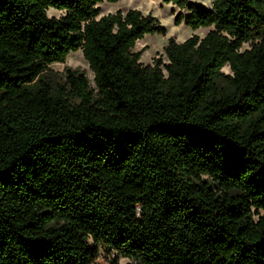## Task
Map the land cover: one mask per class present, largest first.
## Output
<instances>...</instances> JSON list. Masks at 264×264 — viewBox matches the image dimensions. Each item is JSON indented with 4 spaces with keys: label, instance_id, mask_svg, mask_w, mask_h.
I'll list each match as a JSON object with an SVG mask.
<instances>
[{
    "label": "trees",
    "instance_id": "trees-1",
    "mask_svg": "<svg viewBox=\"0 0 264 264\" xmlns=\"http://www.w3.org/2000/svg\"><path fill=\"white\" fill-rule=\"evenodd\" d=\"M120 1L0 0V264H264V0H160L213 30L145 67Z\"/></svg>",
    "mask_w": 264,
    "mask_h": 264
},
{
    "label": "rangeland",
    "instance_id": "rangeland-1",
    "mask_svg": "<svg viewBox=\"0 0 264 264\" xmlns=\"http://www.w3.org/2000/svg\"><path fill=\"white\" fill-rule=\"evenodd\" d=\"M190 3L202 5L206 8H211L212 4L208 0H189ZM100 9V17L115 14L121 11L126 14L128 11L136 10L139 11L144 17L151 16L160 23L161 26L166 28V36L160 35H147L143 40L136 43L134 52H143L140 62L145 66L154 65V60L161 59L164 64H168V59L165 54V49L168 46L170 39L181 44L192 38L198 36L204 38L211 29H200L192 31V29L185 27L184 25L176 26L175 18L180 13V10L173 6L164 4L160 0H121L117 4L102 3L97 6ZM184 15H188L187 12H183ZM48 17L60 18L64 14L49 10L47 11ZM146 43V44H145ZM252 44H245L242 51L250 50ZM155 54V55H154ZM150 56V57H149ZM75 71L80 74H84L91 87H94V74L89 68V64L84 58L81 50L71 53L64 64H54L50 66L46 77L53 87L65 84L66 76L68 71ZM224 74H231L230 68L227 66L223 69ZM92 245V242H90ZM100 261H107L116 259L118 264H131L132 262L128 259L120 258L115 253H109L108 251L100 250Z\"/></svg>",
    "mask_w": 264,
    "mask_h": 264
},
{
    "label": "bare ground",
    "instance_id": "bare-ground-1",
    "mask_svg": "<svg viewBox=\"0 0 264 264\" xmlns=\"http://www.w3.org/2000/svg\"><path fill=\"white\" fill-rule=\"evenodd\" d=\"M55 11V10H54ZM146 44V43H145ZM155 55V54H154ZM150 57V56H149Z\"/></svg>",
    "mask_w": 264,
    "mask_h": 264
}]
</instances>
